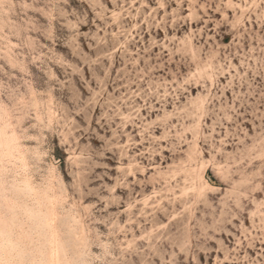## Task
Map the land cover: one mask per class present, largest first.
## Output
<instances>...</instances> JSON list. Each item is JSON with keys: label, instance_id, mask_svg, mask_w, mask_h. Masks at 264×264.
<instances>
[{"label": "rangeland", "instance_id": "rangeland-1", "mask_svg": "<svg viewBox=\"0 0 264 264\" xmlns=\"http://www.w3.org/2000/svg\"><path fill=\"white\" fill-rule=\"evenodd\" d=\"M12 133L0 264H264V0H0Z\"/></svg>", "mask_w": 264, "mask_h": 264}, {"label": "bare ground", "instance_id": "bare-ground-1", "mask_svg": "<svg viewBox=\"0 0 264 264\" xmlns=\"http://www.w3.org/2000/svg\"><path fill=\"white\" fill-rule=\"evenodd\" d=\"M17 140H18V136L15 133H12L11 136L8 138H3L0 136V143L4 144L5 147L9 149L10 153L15 154V150H17L19 152V155L22 156L24 158V160H26L24 152L22 151V146L20 145V143L17 142ZM52 203H53V205H55L54 201H52ZM5 220L6 219L3 218V221H5ZM53 220L55 221V216L53 217ZM57 250H58L57 248L54 249L55 254H56V252H58ZM59 259H58V262H59Z\"/></svg>", "mask_w": 264, "mask_h": 264}]
</instances>
